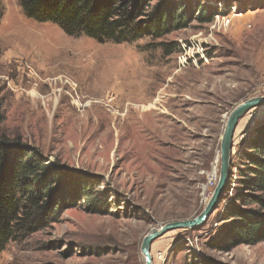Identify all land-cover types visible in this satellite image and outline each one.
Here are the masks:
<instances>
[{
	"label": "rangeland",
	"instance_id": "rangeland-1",
	"mask_svg": "<svg viewBox=\"0 0 264 264\" xmlns=\"http://www.w3.org/2000/svg\"><path fill=\"white\" fill-rule=\"evenodd\" d=\"M200 2L222 13L161 39L118 44L69 36L55 23L27 18L17 0H0L1 131L41 151L47 163L95 176L115 203L108 215L64 210L56 222L5 244L0 264H144L140 247L150 229L202 211L216 184L209 178L219 170L224 115L264 94V0ZM158 41H177L181 51L164 55ZM196 43L206 59L181 65L178 56L193 54ZM263 109L238 123L222 198L232 196L243 144L263 125ZM222 207L199 227L154 240L153 264H264V241L211 247Z\"/></svg>",
	"mask_w": 264,
	"mask_h": 264
},
{
	"label": "trees",
	"instance_id": "trees-1",
	"mask_svg": "<svg viewBox=\"0 0 264 264\" xmlns=\"http://www.w3.org/2000/svg\"><path fill=\"white\" fill-rule=\"evenodd\" d=\"M17 2L27 18L55 23L69 36L85 35L98 43L161 39L187 28L193 20L206 24L222 13V9L201 4L200 0ZM2 15L1 7L0 21ZM156 46L164 55L181 51L177 41H158ZM4 119L0 104V124ZM254 131L255 135L243 144L236 164L232 196L221 197L219 237L211 244L215 250L228 251L264 241V123ZM230 178L229 172L228 182ZM101 183L95 176L71 170L58 161L47 163L41 151L19 138L7 137L0 129V250L10 241L56 222L66 209L83 207L88 213L110 214L114 195L106 186L99 189Z\"/></svg>",
	"mask_w": 264,
	"mask_h": 264
},
{
	"label": "water",
	"instance_id": "water-1",
	"mask_svg": "<svg viewBox=\"0 0 264 264\" xmlns=\"http://www.w3.org/2000/svg\"><path fill=\"white\" fill-rule=\"evenodd\" d=\"M264 108V94L253 96L235 104L225 115V123L220 137V148L218 151L217 161L219 162V170L216 175V184L211 192L208 201L205 203L202 211L193 218L174 220L152 228L143 237L140 252L142 254L144 264H153L151 256V245L157 238L164 234L178 229H192L205 223L211 212L217 207L221 201V195L225 189L229 171L231 167V154L233 149V140L236 128L240 119L251 109L259 110ZM264 110V109H263ZM213 171V170H212ZM216 171H214L213 175Z\"/></svg>",
	"mask_w": 264,
	"mask_h": 264
},
{
	"label": "built area",
	"instance_id": "built-area-1",
	"mask_svg": "<svg viewBox=\"0 0 264 264\" xmlns=\"http://www.w3.org/2000/svg\"><path fill=\"white\" fill-rule=\"evenodd\" d=\"M217 18L219 17V15L216 16ZM224 18H222L223 20ZM230 20L229 19H224V22L222 21V24L220 25V27H227L228 24H229ZM215 25V24H214ZM190 48V46H189ZM192 48L193 50L195 49V52L191 55H188L185 51V54H180L178 56V61L181 65H183L185 62H187V60H191V59H194L195 60V57L198 56L199 59H206L205 57V53H204V47L202 46V44H194L192 45ZM212 173V172H211ZM210 173V178H209V182L210 184H213L214 181H215V178H216V174L214 175H211ZM206 187L207 186H204V190L206 191Z\"/></svg>",
	"mask_w": 264,
	"mask_h": 264
},
{
	"label": "bare ground",
	"instance_id": "bare-ground-1",
	"mask_svg": "<svg viewBox=\"0 0 264 264\" xmlns=\"http://www.w3.org/2000/svg\"><path fill=\"white\" fill-rule=\"evenodd\" d=\"M87 59H88V58H87ZM85 64H86V63H85ZM85 64H84L83 66H85ZM143 110L147 112V111H151L152 109H150V108H144ZM239 128H240V125L236 128V133H235V135H237V133H238V131H239ZM235 140L238 141L239 139H238V138H235ZM214 171H216L215 168L213 169L211 175H213ZM215 174H216V172H215Z\"/></svg>",
	"mask_w": 264,
	"mask_h": 264
}]
</instances>
